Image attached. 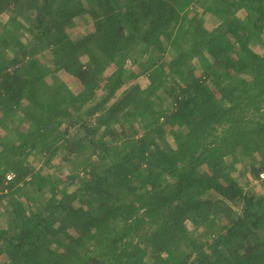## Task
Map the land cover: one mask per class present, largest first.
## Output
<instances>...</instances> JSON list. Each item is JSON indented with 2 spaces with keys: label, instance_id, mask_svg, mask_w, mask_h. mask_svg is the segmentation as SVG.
I'll use <instances>...</instances> for the list:
<instances>
[{
  "label": "trees",
  "instance_id": "16d2710c",
  "mask_svg": "<svg viewBox=\"0 0 264 264\" xmlns=\"http://www.w3.org/2000/svg\"><path fill=\"white\" fill-rule=\"evenodd\" d=\"M202 1L0 0V264H264V0Z\"/></svg>",
  "mask_w": 264,
  "mask_h": 264
},
{
  "label": "rangeland",
  "instance_id": "374dc122",
  "mask_svg": "<svg viewBox=\"0 0 264 264\" xmlns=\"http://www.w3.org/2000/svg\"><path fill=\"white\" fill-rule=\"evenodd\" d=\"M206 1V3H203V1L193 10L194 14L197 16H202L204 18L205 24L208 28H213L219 25L218 21H217V16H216V11L215 8L213 6V4L211 3L210 0H204ZM243 15V12L239 13V16L241 17ZM72 31L70 32V34L75 37V38H79V37H83L85 34H87L88 32H92L93 31V27L91 25V23H89L86 20H80L78 18L75 19V25L74 28L71 29ZM259 52H261V50H258ZM44 58L43 61L45 63V66L47 67V69H49L51 72L54 69V65L52 62V57L50 54L46 53L43 54ZM82 60L85 61V58H83L81 56ZM143 69V64L140 62L139 64H137V66L135 67V72H140ZM112 69H108L103 77H107L108 75H110L112 73ZM47 79L50 81V83L55 86L57 85L59 82L61 81H65L67 83V85L70 87V89L77 94L78 92H80L82 89L80 87V85L73 79H70L68 77L64 78V76L60 75V74H52L51 76H48ZM104 84V80L102 79L99 82L98 85V90L101 91L102 90V85ZM133 85L138 84L140 86H145L147 84V79L146 77H139L134 83H132ZM126 88L122 89L120 92L117 93L116 96H121V93L123 92V90H125ZM217 93V92H216ZM217 96L219 97L218 93ZM0 133H2L1 129H0ZM226 161L229 165L231 166L230 172L231 175L233 177H235L236 179H238L239 181L245 182L244 178L242 177V175L244 174L247 181L249 182V187H255V191L256 192H261V186L259 185L258 182L254 181L252 179V177L248 174L247 172V167L245 166L244 162L241 159H230V158H226ZM51 171L54 174L60 175L62 177H64L67 173V169L64 166H61L58 164L57 160L53 161V167L51 168ZM0 220L1 223H4V221H6V217H5V213H4V208H3V204L0 203Z\"/></svg>",
  "mask_w": 264,
  "mask_h": 264
}]
</instances>
